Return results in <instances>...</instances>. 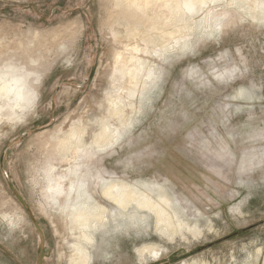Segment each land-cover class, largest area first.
Returning a JSON list of instances; mask_svg holds the SVG:
<instances>
[{"label":"rangeland","instance_id":"rangeland-1","mask_svg":"<svg viewBox=\"0 0 264 264\" xmlns=\"http://www.w3.org/2000/svg\"><path fill=\"white\" fill-rule=\"evenodd\" d=\"M114 1L0 0V72L10 65L26 72L32 101L24 112L0 101V264H66L68 239L45 174L55 134L105 113L116 95L114 31L135 21ZM230 1L155 60L151 101L98 159L122 181L163 184L190 222L212 232L164 244L145 225L128 232L124 225L116 238L97 236L93 264L264 263V24ZM153 243L167 251L141 262L134 250Z\"/></svg>","mask_w":264,"mask_h":264},{"label":"bare ground","instance_id":"bare-ground-1","mask_svg":"<svg viewBox=\"0 0 264 264\" xmlns=\"http://www.w3.org/2000/svg\"><path fill=\"white\" fill-rule=\"evenodd\" d=\"M222 1H114L119 11L123 10L135 21L134 24L129 22L133 27L124 33L114 31V40L120 50L113 54V71L109 76L111 90L117 96L108 95L103 104V107L106 104L105 113L88 117L71 126L69 131L60 130L55 134L53 139L56 142L52 148L56 150V158L48 164L45 174L46 193L57 214L56 224L61 226L63 237L68 239L64 243L68 251L66 264H93L90 250L95 247L97 236H114L124 225L125 230L131 231L145 225L146 230L154 232L164 244L189 242L190 238L198 240L205 237V232H212L211 226L203 229L199 226L200 221L190 222L178 198L163 184L122 181L104 171L98 159L121 144L124 134L136 124L142 103L151 101L149 96L159 75L155 60H166L171 42L177 45L182 35L199 24L196 20L201 16L204 15L202 21L205 22L209 15L217 13L218 8L223 7L220 5ZM230 2L253 21L264 24V0ZM10 66L0 72V101L12 103L13 109L23 111L30 100L26 72ZM6 115L8 118V113ZM164 244L143 245L134 251L141 262L147 259L157 261L167 251Z\"/></svg>","mask_w":264,"mask_h":264}]
</instances>
